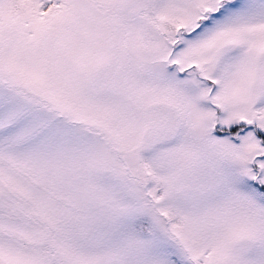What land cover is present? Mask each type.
I'll return each instance as SVG.
<instances>
[{"label": "snow or ice", "instance_id": "obj_1", "mask_svg": "<svg viewBox=\"0 0 264 264\" xmlns=\"http://www.w3.org/2000/svg\"><path fill=\"white\" fill-rule=\"evenodd\" d=\"M0 264H264V0H0Z\"/></svg>", "mask_w": 264, "mask_h": 264}]
</instances>
